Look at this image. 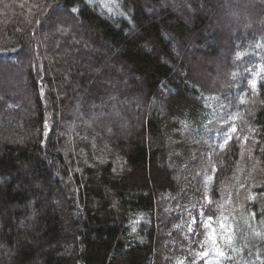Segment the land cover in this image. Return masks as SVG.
<instances>
[{
	"label": "trees",
	"instance_id": "1",
	"mask_svg": "<svg viewBox=\"0 0 264 264\" xmlns=\"http://www.w3.org/2000/svg\"><path fill=\"white\" fill-rule=\"evenodd\" d=\"M0 264H264V0H0Z\"/></svg>",
	"mask_w": 264,
	"mask_h": 264
},
{
	"label": "rangeland",
	"instance_id": "2",
	"mask_svg": "<svg viewBox=\"0 0 264 264\" xmlns=\"http://www.w3.org/2000/svg\"><path fill=\"white\" fill-rule=\"evenodd\" d=\"M223 15H224V14L221 13V14H219V15L217 16V18H216V23H215L214 26H219V25L221 24V22H222L223 19L225 18ZM212 40H214V41L216 42L215 38H212ZM214 41H213V43H214ZM215 45H216V44H215Z\"/></svg>",
	"mask_w": 264,
	"mask_h": 264
},
{
	"label": "snow or ice",
	"instance_id": "3",
	"mask_svg": "<svg viewBox=\"0 0 264 264\" xmlns=\"http://www.w3.org/2000/svg\"><path fill=\"white\" fill-rule=\"evenodd\" d=\"M205 255H207V254L205 253ZM217 255H223V253L222 252H218Z\"/></svg>",
	"mask_w": 264,
	"mask_h": 264
}]
</instances>
